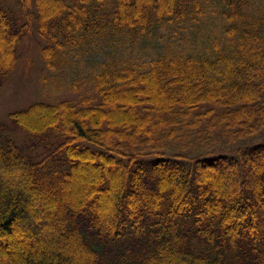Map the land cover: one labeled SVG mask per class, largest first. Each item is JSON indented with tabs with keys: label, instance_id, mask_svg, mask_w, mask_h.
<instances>
[{
	"label": "trees",
	"instance_id": "trees-1",
	"mask_svg": "<svg viewBox=\"0 0 264 264\" xmlns=\"http://www.w3.org/2000/svg\"><path fill=\"white\" fill-rule=\"evenodd\" d=\"M34 32L0 264H264V0H0V86Z\"/></svg>",
	"mask_w": 264,
	"mask_h": 264
},
{
	"label": "rangeland",
	"instance_id": "rangeland-1",
	"mask_svg": "<svg viewBox=\"0 0 264 264\" xmlns=\"http://www.w3.org/2000/svg\"><path fill=\"white\" fill-rule=\"evenodd\" d=\"M221 22L220 20L219 23ZM166 35V30H160L159 39H164ZM18 52L19 59L15 68L0 86V123L6 126L8 134L26 153L41 156L44 148L41 145L32 148L29 135L13 123L9 113L24 108L31 102L53 100L59 96L49 97L40 81L45 69L39 56V36L35 32L27 35L19 44ZM143 57L146 59L149 55L145 54ZM91 58L100 60L97 55L89 56L85 53L84 59Z\"/></svg>",
	"mask_w": 264,
	"mask_h": 264
}]
</instances>
